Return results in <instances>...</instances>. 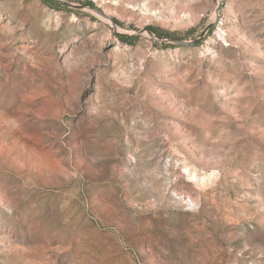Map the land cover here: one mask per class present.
Segmentation results:
<instances>
[{
    "label": "rangeland",
    "instance_id": "374dc122",
    "mask_svg": "<svg viewBox=\"0 0 264 264\" xmlns=\"http://www.w3.org/2000/svg\"><path fill=\"white\" fill-rule=\"evenodd\" d=\"M64 1L0 0V264H264V0Z\"/></svg>",
    "mask_w": 264,
    "mask_h": 264
},
{
    "label": "water",
    "instance_id": "95a60500",
    "mask_svg": "<svg viewBox=\"0 0 264 264\" xmlns=\"http://www.w3.org/2000/svg\"><path fill=\"white\" fill-rule=\"evenodd\" d=\"M53 3H56L58 5L70 8V9H76V10H81V9H88L90 11H92L93 13L101 16L102 18L107 19L99 10L90 7L88 5H75V4H71L69 2H66L64 0H50ZM110 21V20H109ZM111 22V21H110ZM112 26L114 27V24L111 22ZM115 28V27H114ZM138 33H146L151 39H153L156 42L159 43H165V44H170V45H176V46H188V45H194L196 44L204 35V32L194 41H182V40H178V39H173L170 37H160V36H155L151 31H149L148 29H144Z\"/></svg>",
    "mask_w": 264,
    "mask_h": 264
},
{
    "label": "trees",
    "instance_id": "16d2710c",
    "mask_svg": "<svg viewBox=\"0 0 264 264\" xmlns=\"http://www.w3.org/2000/svg\"><path fill=\"white\" fill-rule=\"evenodd\" d=\"M149 31H151L153 34L160 35V32H158L156 29L148 28ZM120 39H125L126 37H119Z\"/></svg>",
    "mask_w": 264,
    "mask_h": 264
}]
</instances>
